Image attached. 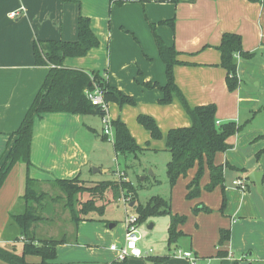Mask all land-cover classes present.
<instances>
[{"label":"crops","instance_id":"obj_1","mask_svg":"<svg viewBox=\"0 0 264 264\" xmlns=\"http://www.w3.org/2000/svg\"><path fill=\"white\" fill-rule=\"evenodd\" d=\"M123 1L119 5L117 0H0V164L8 136L18 129L49 72V67L35 66L34 42H76L80 16L90 20L99 46L84 57L66 58L63 68L104 73L110 87L134 101L132 107L108 103L106 119L124 123L144 151H162L170 160L165 143L168 131L191 125L177 97L168 105H160L162 93L144 86L166 84L165 66L149 24L156 25V34L177 52L174 84L188 106L215 105L217 123L233 121L245 126L228 138L230 148L214 157V164L224 167L222 187L212 192L204 190L209 183V172L204 166L200 195L187 200L186 186L195 176V165L171 189V214L186 216L185 223L177 227L182 236L173 247L168 248V228L164 239L158 241L141 230L137 245L143 256L117 261L109 247L124 244V210L120 222L103 216L79 222L70 240L64 235L66 242L57 246L56 259L48 264H148L147 259L155 257H168L162 264H189L178 255L181 250L191 251L202 264H264V182L259 193L247 178L254 171L264 175V0ZM12 12L18 16L11 18ZM172 19L173 28L159 24ZM225 33L241 36L243 50L253 54L249 60H238L236 75L240 85L233 92L227 89L217 50ZM141 114L154 120L162 134L160 140L152 139L137 124L136 117ZM93 118L95 115L47 113L34 120L28 177L38 189L45 190L56 180L76 177L85 183L98 182L91 177L96 173H89L82 180L88 167L97 168L101 174L109 171L113 145L106 147L102 118L98 117L100 125ZM118 160L114 156V161ZM153 167H149L152 175ZM25 174L23 166L16 164L0 188V246H14L17 253L21 252L22 242L13 243L12 237L4 238L3 232L10 212L17 207L21 210ZM237 180L245 181L243 191L234 185ZM223 196L225 206L221 213ZM137 202L129 207L134 209ZM198 204L212 212L193 215L191 211ZM151 219L148 231L156 223V218ZM222 230L229 231L230 239L219 246ZM182 241H186V249L178 247ZM219 251L226 257H217ZM25 261L40 264L41 259L26 256ZM0 264L6 263L0 260Z\"/></svg>","mask_w":264,"mask_h":264},{"label":"trees","instance_id":"obj_2","mask_svg":"<svg viewBox=\"0 0 264 264\" xmlns=\"http://www.w3.org/2000/svg\"><path fill=\"white\" fill-rule=\"evenodd\" d=\"M64 1L62 0V2ZM124 2L117 0L119 5ZM159 24L173 28L174 20L162 21ZM149 27L158 56L165 66L166 84L159 86L158 84L147 83L144 86L147 89L157 88L162 93V98L158 102L160 105H168L172 103L173 97H177L191 121L190 127L171 129L166 135V148L170 153V160L166 164L168 184L170 188H173L180 177H185L187 172L197 165L194 178L186 186L185 198L193 200L200 195L199 182L203 176L204 166L209 172V183L204 190L212 192L216 187L223 186L224 167L215 165L214 157L217 153L225 152L230 148L227 143L228 138L241 132L245 124L239 125L233 121L217 123L215 105L193 108L188 106L174 84L173 68L178 64L177 52L173 47H167L156 34V25L149 24ZM98 46L99 41L90 28V20L82 16L78 19L76 42L36 41L33 44L35 66L49 67V72L18 129L8 136V144L1 155L0 188L16 164L23 166L26 173L24 193L19 200L21 210L10 212L6 227L9 234L14 231L17 232L18 236H12L11 240L13 243L22 242V248L21 252L17 253L14 246H11V249L0 246V260L6 264H28L25 261L26 256L39 257L41 259L40 264H48V262L56 259L57 246L66 242L64 235L58 239L39 240L36 238L35 226L45 219L42 216V211L48 195L39 190L36 183L28 177L34 120L47 113H67L77 116L95 115L103 118L104 111L100 107L92 105L86 95L87 92H92L95 89L102 93V99L106 104L134 105L130 97L124 96L110 87L104 73L99 71L86 73L63 68V62L66 58L84 57L90 50ZM217 50L220 52V66L226 73L227 89L229 92H233L240 85L236 75L238 60H249L253 54L245 52L242 48L241 36L232 33L222 35ZM137 122L150 133L152 139L161 138V134L151 117L138 116ZM110 123L113 132L114 153L123 158L129 156L136 158L142 150L128 132L125 124L120 120ZM103 139L108 140V137L103 135ZM261 153L260 151L256 156L259 157ZM52 184L57 186L64 195V207H68L71 222L75 227L81 221H93L91 214H96L97 217L104 215L105 209L110 203V200L106 198L108 193H110L112 200L118 201L123 194L125 196L132 195L131 202L136 201L135 189L126 181L85 183L76 177L72 180H56ZM82 194H87L89 198L85 202L79 203V209L75 210L72 203L77 202L76 197ZM224 206L225 197L223 196L221 213ZM134 210L138 216V224H142L153 217H169L168 248L182 236L177 231V227L184 224L186 218L172 215L169 201L160 197H152L144 205L137 203ZM211 212L212 210L202 204H198L192 209L194 215L199 213L210 214ZM229 239L228 230L220 231L218 245L221 246ZM216 255L217 257H226V253L222 251ZM167 259L168 257L148 258L147 263L162 264Z\"/></svg>","mask_w":264,"mask_h":264},{"label":"rangeland","instance_id":"obj_3","mask_svg":"<svg viewBox=\"0 0 264 264\" xmlns=\"http://www.w3.org/2000/svg\"><path fill=\"white\" fill-rule=\"evenodd\" d=\"M138 116H142V114ZM138 116L136 117V122H137ZM98 117L99 116H95V119L93 118L92 121L100 125V120ZM137 124L145 130V128L141 126L138 122ZM95 127L96 126H94V128ZM161 138H162V134H161ZM160 139H157V140H160ZM104 141L105 143H107L106 147H109L108 145L111 144L110 138H108V140L105 139ZM165 143H166V138H165ZM140 149L142 150L140 154L136 158L132 156L127 157L126 158L128 159L127 162H125L123 158L120 159V156H117L115 153L113 154V152L111 151V155H110L111 163L109 164V166L113 167L114 170H116V166H117V168L121 172L123 173L124 171L126 172L128 179L131 182L132 187L135 189L134 197H136L135 199L139 202V203L137 202L138 204L144 205L152 197H160L170 202L172 188H170L168 184V178L166 175V164L169 161V159L167 160L166 153L162 151H159L158 153L144 151L143 147L142 148L140 147ZM91 154L94 155L93 150H91ZM114 156H116V158H119L118 162L114 161ZM152 164L154 165L153 170L155 173L154 174L152 172L153 175L150 174V168H149ZM110 167L107 168L109 170L107 173L105 174H101L102 172L96 173L91 177H93V179L98 182L99 181L100 182L101 181H115L113 179H116L117 181L118 177L115 175V173L111 170ZM92 169H97V168L92 167L90 170V168L88 167L86 172L83 174L82 180L87 179V176L89 175V173H93ZM126 182H129V181H126ZM42 191H44V193H47L48 196L45 199L44 210L42 211V216H44L45 219L43 220L42 223L35 226V232H36L37 239L39 240L58 239V238H61L63 235H66L67 239L70 240L72 238L74 224H72L71 222L68 207L66 208L64 207V204H65L64 195L58 189V187L53 184L50 185V187L45 188V190H42ZM106 195H108L106 196V198L110 200V203L108 205L109 207L107 211L104 213L102 218L106 220L115 219L118 222H120V220L124 218L123 203L120 201L112 200L110 193ZM76 198H77V202L74 201L72 203V207L75 210H78L80 207L79 203L85 202L89 197L87 194H82V195L77 196ZM131 198H132V195L127 196V199L129 200V203L127 204V206H129V204L131 203ZM19 210L20 208L17 207L14 210V212H19ZM128 213L134 214L135 210L128 207ZM90 216L97 217L96 214H91ZM181 216L186 218L185 215H181ZM153 218H156L154 219V221H156V223H154V227L150 231L147 230V226L152 223L149 221L152 219L149 218L145 221V223L141 224V227H138V233L140 235L141 230H144L146 233H149L155 241L163 240L164 236L166 235L167 228L169 226V218L167 216H158V217H153ZM3 234H4L3 235L4 238L6 236L14 237L15 235H17V232L14 231L13 233H11V235H9V231L7 233V229H5ZM178 245H179L178 247L182 249H186L184 248V246H186V241H182V243L179 242ZM171 246L173 247L174 245H171ZM184 251L185 250H181L177 252H184Z\"/></svg>","mask_w":264,"mask_h":264},{"label":"built area","instance_id":"obj_4","mask_svg":"<svg viewBox=\"0 0 264 264\" xmlns=\"http://www.w3.org/2000/svg\"><path fill=\"white\" fill-rule=\"evenodd\" d=\"M9 16L11 18H14L18 16V13L12 12L10 13ZM86 95L92 105L98 106L104 111L105 115L102 118L103 135L110 138V141L112 143L113 142V132H112L110 121L106 119L107 104L104 103L102 99V93L98 89H95L92 92H87ZM114 173L118 177V180H117L118 182L126 181L124 173L121 172L117 168V166H116V170H114ZM234 185L237 186L238 189L242 191L245 189V181L237 180L234 182ZM127 196L122 194L121 197L118 199V201L123 203L124 210L126 213V217H125V227L126 228H125V234H124V244L121 246L113 244L109 247V250L115 254L116 260L119 262L125 261L127 258H140L143 256L141 249L137 245V242L140 239V236L138 235V225H139L138 216L136 213L134 214L128 213L129 206H127V204L129 203V200L127 199ZM177 253L182 258L187 260L189 264H202L200 258H198L191 251L189 252L184 251V252H177Z\"/></svg>","mask_w":264,"mask_h":264},{"label":"water","instance_id":"obj_5","mask_svg":"<svg viewBox=\"0 0 264 264\" xmlns=\"http://www.w3.org/2000/svg\"><path fill=\"white\" fill-rule=\"evenodd\" d=\"M92 172L97 173V172H99V170L98 169H92ZM247 178H248L249 182L255 186L256 191L260 193L262 183H263V174L261 172L254 171V172H251ZM133 205H134V203L131 202L130 207H133ZM109 228H111V225H109Z\"/></svg>","mask_w":264,"mask_h":264}]
</instances>
